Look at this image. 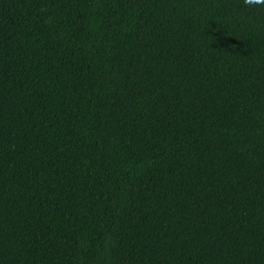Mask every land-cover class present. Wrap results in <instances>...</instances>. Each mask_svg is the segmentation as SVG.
Segmentation results:
<instances>
[{
    "label": "trees",
    "instance_id": "16d2710c",
    "mask_svg": "<svg viewBox=\"0 0 264 264\" xmlns=\"http://www.w3.org/2000/svg\"><path fill=\"white\" fill-rule=\"evenodd\" d=\"M0 264H264V10L0 0Z\"/></svg>",
    "mask_w": 264,
    "mask_h": 264
},
{
    "label": "clouds",
    "instance_id": "9594fccd",
    "mask_svg": "<svg viewBox=\"0 0 264 264\" xmlns=\"http://www.w3.org/2000/svg\"><path fill=\"white\" fill-rule=\"evenodd\" d=\"M244 9H262L264 10V0H241Z\"/></svg>",
    "mask_w": 264,
    "mask_h": 264
}]
</instances>
